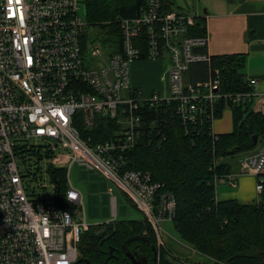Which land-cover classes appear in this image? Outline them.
<instances>
[{
    "label": "built area",
    "instance_id": "obj_1",
    "mask_svg": "<svg viewBox=\"0 0 264 264\" xmlns=\"http://www.w3.org/2000/svg\"><path fill=\"white\" fill-rule=\"evenodd\" d=\"M78 9V0H0V264L77 262L81 236L90 224L82 194L69 179L74 163L96 168L111 180L142 211L157 245H163L161 223L172 221L175 198L149 172L125 168L124 153L142 130V105L175 102L189 132L203 120L212 124L219 106L249 103L258 95L254 78L248 79V91H222L220 68L212 67L206 49V24L204 35L189 34L204 14H165L161 0H147L139 16H116L120 45L113 51L86 37L89 23ZM89 45L92 55L107 52L101 67L89 64ZM143 53L153 61L168 59V81L159 94L153 90L144 96L130 85L131 64ZM198 62L208 65L203 79H194L190 71ZM102 119L114 123L109 138H95L93 129ZM27 153L46 162L50 176L56 168L66 170L65 205L56 201L58 184L52 179V201L24 187L17 162H24ZM263 169L264 135L258 148L240 159V174L217 176L215 184L224 180L237 188L239 175L258 176ZM263 188L257 182L258 194ZM111 202L114 207L115 196Z\"/></svg>",
    "mask_w": 264,
    "mask_h": 264
},
{
    "label": "trees",
    "instance_id": "obj_2",
    "mask_svg": "<svg viewBox=\"0 0 264 264\" xmlns=\"http://www.w3.org/2000/svg\"><path fill=\"white\" fill-rule=\"evenodd\" d=\"M84 4L87 22L96 31V39L114 51L120 45L116 16H139L147 0H85ZM172 10L171 0H161L162 13ZM205 24V18H196L189 34L204 35ZM145 54L139 60L146 59ZM210 59L212 67L220 68L223 92L252 89L242 72L243 55H212ZM207 68L206 62H198L191 65L190 71L194 79H203ZM251 103L230 105L232 130L215 133L213 137L212 124L208 120L187 132L175 112V102L145 103L140 111L142 130L134 147L124 153L126 169L149 172L153 181L164 184L163 191L173 194L176 207L172 223L180 239L206 256L211 264L264 262V188L262 197L255 203L218 200L215 194L214 178L226 175L232 168L226 157L255 151L264 135V114L254 110ZM224 108L222 105L217 108L216 118ZM114 127L113 122L102 119L93 129L96 130L95 138H109ZM51 177L58 184L56 201L65 205L66 170L56 168ZM260 182L264 186V181ZM132 235H143L150 242L156 240L145 218L90 224L81 236L78 264H103L107 245L120 249L123 240ZM121 264L129 263L121 259ZM159 264L187 263H170L163 254Z\"/></svg>",
    "mask_w": 264,
    "mask_h": 264
},
{
    "label": "rangeland",
    "instance_id": "obj_3",
    "mask_svg": "<svg viewBox=\"0 0 264 264\" xmlns=\"http://www.w3.org/2000/svg\"><path fill=\"white\" fill-rule=\"evenodd\" d=\"M79 1L78 15L85 23L86 12H85V0ZM96 31L89 27L87 30L88 39H94V43H98L99 40L95 37ZM91 44V43H90ZM90 45L88 47L87 59L92 67H101L105 64L104 58L107 56V52H103V55H92L90 51ZM159 62V79L156 83L146 84L149 81V75L145 70H133V64H131V87L133 88V83H140L141 90L144 96H149L151 92L156 90H163L166 81H163L162 75L164 70L167 68L169 62L167 57L161 59H156ZM137 62H145L150 64L151 59L137 60ZM184 80L187 81L189 77V72L185 73ZM168 81V79H167ZM146 84V85H145ZM136 86V85H134ZM228 126L229 131L232 130V116L231 108L225 107L221 116L215 118L212 122V130L214 133L221 132ZM228 131V132H229ZM244 156V154H236L226 157V160L231 163L232 167L237 165V162ZM24 162L18 160L17 165L22 175H24L23 184L28 192H36L39 194H46L48 199L52 201L53 199V186L51 182V176L48 172V164L44 161L39 163L35 160L33 155L29 153L26 154ZM30 174H35V179L30 176ZM246 178L245 186L248 189H252L255 186L256 180L264 181V169L262 173L258 176H253L251 174H241L238 178ZM69 179L71 183L80 190L83 197L82 209L84 212L85 221L87 224H97L106 222L109 220H142L144 219V214L140 211L134 203L128 199V197L115 186V184L109 180L101 171L96 168H87L84 165L74 163L70 167ZM234 191L236 188H230ZM217 191H219V184L217 186ZM112 196L116 197V203L113 207L111 199ZM259 195L258 198H261ZM162 227V240L163 245H157V238L154 241L157 247L158 260L165 254V258L169 260L170 263L181 262L187 264H204L207 261V257L196 252V250L187 242L182 241L173 225L172 221L165 220L161 223ZM203 256V257H202Z\"/></svg>",
    "mask_w": 264,
    "mask_h": 264
},
{
    "label": "crops",
    "instance_id": "obj_4",
    "mask_svg": "<svg viewBox=\"0 0 264 264\" xmlns=\"http://www.w3.org/2000/svg\"><path fill=\"white\" fill-rule=\"evenodd\" d=\"M171 2L173 10L186 12H192L193 10L205 15L208 34L206 49L210 54H241L244 56L245 62L242 72L247 80L251 78L257 80L255 90L258 95L252 101V107L264 114L263 0H242L240 2L230 0H171ZM154 61L150 64L137 61L132 63L133 70H145L149 75V81L146 84L156 83L159 79V62ZM166 72L167 68L163 72L162 79L167 84ZM140 83H133L136 85H133V87L141 90ZM228 131L227 126L221 132L226 133ZM227 174H240V161ZM238 179V186L234 191L230 189L231 187L224 180L217 183L216 198L227 201L228 199H236L241 203H255L258 201L260 199L258 196L263 195V191L260 194L256 191L257 182L260 181L257 179L255 186L253 185L252 189H248L245 186L247 179H241L240 177ZM218 184L219 191H217Z\"/></svg>",
    "mask_w": 264,
    "mask_h": 264
},
{
    "label": "flooded vegetation",
    "instance_id": "obj_5",
    "mask_svg": "<svg viewBox=\"0 0 264 264\" xmlns=\"http://www.w3.org/2000/svg\"><path fill=\"white\" fill-rule=\"evenodd\" d=\"M147 238L148 237L143 235L128 236L125 238V240H123L120 249H116L115 247L112 248V245L108 244V250H104L106 257L104 258L103 264H106L105 259L108 256L109 259L107 264H121V259L126 263L134 264L132 259L129 258L128 254H131L139 264H154L155 261H157V264H159L157 247L153 241L150 242ZM80 258L81 257L79 254L77 261H79Z\"/></svg>",
    "mask_w": 264,
    "mask_h": 264
},
{
    "label": "water",
    "instance_id": "obj_6",
    "mask_svg": "<svg viewBox=\"0 0 264 264\" xmlns=\"http://www.w3.org/2000/svg\"><path fill=\"white\" fill-rule=\"evenodd\" d=\"M256 138V136H254V139ZM128 256H129V258H131L132 259V261H133V263L134 264H139V263H137L136 262V260L133 258V256L130 254H128ZM108 259H109V256L105 259V263L107 264L108 263ZM78 263V261L77 262H75L74 264H77Z\"/></svg>",
    "mask_w": 264,
    "mask_h": 264
}]
</instances>
